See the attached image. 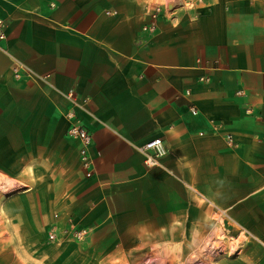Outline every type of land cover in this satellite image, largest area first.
I'll use <instances>...</instances> for the list:
<instances>
[{"label":"crops","instance_id":"obj_1","mask_svg":"<svg viewBox=\"0 0 264 264\" xmlns=\"http://www.w3.org/2000/svg\"><path fill=\"white\" fill-rule=\"evenodd\" d=\"M0 23V264H264L261 0H0Z\"/></svg>","mask_w":264,"mask_h":264},{"label":"built area","instance_id":"obj_2","mask_svg":"<svg viewBox=\"0 0 264 264\" xmlns=\"http://www.w3.org/2000/svg\"><path fill=\"white\" fill-rule=\"evenodd\" d=\"M4 34L1 29L0 23V38H3ZM12 74L14 77H19L22 72L25 71V67L16 63L11 67ZM191 112L195 113V109L191 108ZM68 120L67 135L75 138L78 141V154L81 159H83L84 168L89 169L92 163V159L89 155V149L92 142L91 132L76 118L74 113H67ZM139 150L143 154V160L147 166L159 165L160 158L166 153L164 143L161 138H153L139 147ZM70 230L64 229L66 234ZM72 235L76 239H82L85 235V229H72ZM47 237L50 240L57 238V232L55 229H49L47 231Z\"/></svg>","mask_w":264,"mask_h":264},{"label":"rangeland","instance_id":"obj_3","mask_svg":"<svg viewBox=\"0 0 264 264\" xmlns=\"http://www.w3.org/2000/svg\"><path fill=\"white\" fill-rule=\"evenodd\" d=\"M261 5L262 6H264V0H261ZM223 229V228H222ZM215 235L217 236V237H221V238H223V233H222V230H221V228L220 227H217L216 228V231H215ZM241 238H242V235L236 240L237 242L238 241H240L241 240ZM225 239H227V238H225ZM222 245H223V247H225V255L226 256H231V254L232 253H230V249L234 246V239H228V240H226V243H222ZM221 245V246H222ZM230 245H233L232 247H230ZM229 252V253H228ZM193 260H194V262H198V260L199 259H197V258H193ZM203 261H206V263L207 264H217V258L216 257H209V258H204V259H202ZM161 264H163V262L161 263Z\"/></svg>","mask_w":264,"mask_h":264}]
</instances>
